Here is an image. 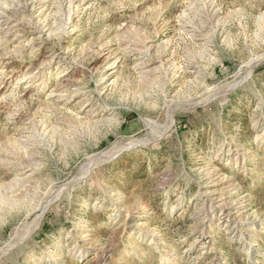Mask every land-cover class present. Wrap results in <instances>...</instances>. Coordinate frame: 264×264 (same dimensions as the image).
Here are the masks:
<instances>
[{
    "label": "rangeland",
    "instance_id": "1",
    "mask_svg": "<svg viewBox=\"0 0 264 264\" xmlns=\"http://www.w3.org/2000/svg\"><path fill=\"white\" fill-rule=\"evenodd\" d=\"M0 264H264V0H0Z\"/></svg>",
    "mask_w": 264,
    "mask_h": 264
},
{
    "label": "bare ground",
    "instance_id": "2",
    "mask_svg": "<svg viewBox=\"0 0 264 264\" xmlns=\"http://www.w3.org/2000/svg\"><path fill=\"white\" fill-rule=\"evenodd\" d=\"M3 20V19H2ZM6 21V20H5ZM3 22V21H2ZM27 28H29V29H31L32 28V26L31 25H27Z\"/></svg>",
    "mask_w": 264,
    "mask_h": 264
}]
</instances>
